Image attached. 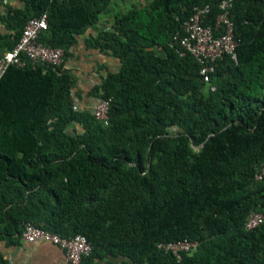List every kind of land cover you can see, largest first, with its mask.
<instances>
[{
	"label": "trees",
	"instance_id": "trees-1",
	"mask_svg": "<svg viewBox=\"0 0 264 264\" xmlns=\"http://www.w3.org/2000/svg\"><path fill=\"white\" fill-rule=\"evenodd\" d=\"M0 0V53L31 17L46 12L39 40L67 56L111 0ZM149 0L114 15L87 48L115 59L91 90L110 99L108 123L74 110L75 77L64 67L10 66L0 77V240L25 222L62 237L83 234L85 262L264 264V0H234L237 40L214 63L210 91L199 63L170 46L195 5ZM159 47L160 49H157ZM191 239L177 260L157 247ZM0 264H10L0 253Z\"/></svg>",
	"mask_w": 264,
	"mask_h": 264
},
{
	"label": "built area",
	"instance_id": "built-area-1",
	"mask_svg": "<svg viewBox=\"0 0 264 264\" xmlns=\"http://www.w3.org/2000/svg\"><path fill=\"white\" fill-rule=\"evenodd\" d=\"M233 4L234 0H220L219 12L213 21H208L210 14L208 4L195 5L191 14L183 21L181 30L173 34L170 43V46L180 56L189 53L195 58L200 65L199 75L207 83L210 91L215 90V85L211 83L215 61L225 55H229L234 62L237 61L238 42L231 18ZM47 27L46 12L27 20L16 44L11 49H5L0 53V77L10 66H42L44 70L61 66L65 68L70 56L65 54L64 49L47 45L39 40V36ZM157 49L160 48L157 47ZM109 106L110 99H97L91 108L95 119L107 124ZM79 108L78 103L74 102L73 109ZM254 179L258 181L264 179V164L256 166ZM262 223H264V212H253L248 216L245 227L253 229ZM21 238L30 243L49 242L58 246L63 250L68 264H127L124 261L85 262V258L91 254L92 245L83 234L62 237L32 222H25ZM197 245V241L187 238L157 243L159 249L171 253L177 260H180L185 253H192Z\"/></svg>",
	"mask_w": 264,
	"mask_h": 264
},
{
	"label": "crops",
	"instance_id": "crops-1",
	"mask_svg": "<svg viewBox=\"0 0 264 264\" xmlns=\"http://www.w3.org/2000/svg\"><path fill=\"white\" fill-rule=\"evenodd\" d=\"M4 4L21 6L18 0H4ZM97 23L88 25L79 36L76 46L71 48V55L65 68L75 77L73 92L75 102L79 107L91 109L97 98L91 96L90 90L100 81L109 68L115 64V59L104 55L85 45V38L97 31L107 29ZM0 253L10 264H68L64 252L58 246L49 242L30 243L21 237L17 240L10 238L0 240Z\"/></svg>",
	"mask_w": 264,
	"mask_h": 264
},
{
	"label": "rangeland",
	"instance_id": "rangeland-1",
	"mask_svg": "<svg viewBox=\"0 0 264 264\" xmlns=\"http://www.w3.org/2000/svg\"><path fill=\"white\" fill-rule=\"evenodd\" d=\"M148 2L149 0H111L106 10L101 13L100 20L97 25L99 27L102 26V27H106L107 29H109L112 25L114 15H116L117 13L125 12L134 6L135 7L144 6ZM0 9L3 10L2 8ZM2 27L3 25L0 24V28ZM115 64L119 65V63L116 61H115Z\"/></svg>",
	"mask_w": 264,
	"mask_h": 264
}]
</instances>
